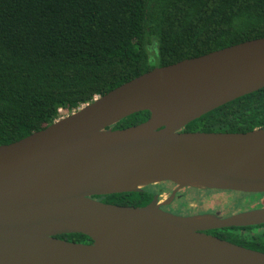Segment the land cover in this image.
Returning <instances> with one entry per match:
<instances>
[{
	"label": "water",
	"instance_id": "95a60500",
	"mask_svg": "<svg viewBox=\"0 0 264 264\" xmlns=\"http://www.w3.org/2000/svg\"><path fill=\"white\" fill-rule=\"evenodd\" d=\"M262 88L264 37L153 68L0 146V264H264L263 252L201 233L262 223L264 210L184 217L93 198L159 182L264 193V129L179 131ZM142 111L145 122L112 128Z\"/></svg>",
	"mask_w": 264,
	"mask_h": 264
},
{
	"label": "trees",
	"instance_id": "16d2710c",
	"mask_svg": "<svg viewBox=\"0 0 264 264\" xmlns=\"http://www.w3.org/2000/svg\"><path fill=\"white\" fill-rule=\"evenodd\" d=\"M264 37V0H0V146L19 141L152 70ZM149 111L116 122L125 129ZM264 129V88L180 132ZM141 207L150 191L94 196ZM236 244L264 251V233ZM57 238L91 243L83 234Z\"/></svg>",
	"mask_w": 264,
	"mask_h": 264
},
{
	"label": "flooded vegetation",
	"instance_id": "af4514ba",
	"mask_svg": "<svg viewBox=\"0 0 264 264\" xmlns=\"http://www.w3.org/2000/svg\"><path fill=\"white\" fill-rule=\"evenodd\" d=\"M144 188H148L150 191V200L144 206H147L154 201L156 205L164 212L174 215L184 216V217L209 215V216H216L220 219H227L243 213L264 210V202L263 204H261L262 207L253 208V209H241V208L239 209L236 205L235 208H233L232 212L230 213L227 212L228 210H226L227 206L221 204L220 199L216 200L217 205L214 206L203 205V199L208 195H210V193H220V194L240 193L245 195L248 194L264 195V193H247V192L234 191V190L192 188V187L179 188L177 185L169 182L154 183ZM190 191L198 192L200 194L199 197L191 196L189 194ZM183 199L186 202L185 206H179L177 203L178 200H183ZM201 233L214 236L219 239L236 244L227 238H223V236L227 237L228 235L230 236L233 235V238L235 239H237L236 237L243 238L241 240L237 239L238 241L247 242V238H254L257 235L264 233V222L254 225H246V226H231V227L207 229V230H202ZM236 245L246 247L241 244H236ZM246 248L264 253V251L257 250L254 248H249V247Z\"/></svg>",
	"mask_w": 264,
	"mask_h": 264
},
{
	"label": "rangeland",
	"instance_id": "374dc122",
	"mask_svg": "<svg viewBox=\"0 0 264 264\" xmlns=\"http://www.w3.org/2000/svg\"><path fill=\"white\" fill-rule=\"evenodd\" d=\"M191 196H198L199 193L195 191H190ZM220 199L221 204L226 205L227 212H232L233 208L237 205L240 209H253L262 207L261 204L264 202L263 194H240V193H229V194H220V193H210L207 197L203 199L204 206H214L217 205L216 200ZM179 206H185V200H178ZM240 206V207H239Z\"/></svg>",
	"mask_w": 264,
	"mask_h": 264
}]
</instances>
